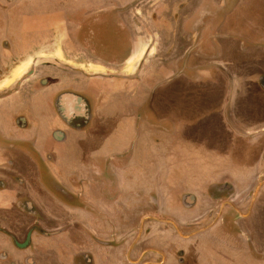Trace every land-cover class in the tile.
I'll use <instances>...</instances> for the list:
<instances>
[{
  "label": "crops",
  "instance_id": "0c3cea01",
  "mask_svg": "<svg viewBox=\"0 0 264 264\" xmlns=\"http://www.w3.org/2000/svg\"><path fill=\"white\" fill-rule=\"evenodd\" d=\"M0 264H264V0H0Z\"/></svg>",
  "mask_w": 264,
  "mask_h": 264
},
{
  "label": "rangeland",
  "instance_id": "374dc122",
  "mask_svg": "<svg viewBox=\"0 0 264 264\" xmlns=\"http://www.w3.org/2000/svg\"><path fill=\"white\" fill-rule=\"evenodd\" d=\"M231 175L234 176L235 173L232 171V172H231ZM206 223H207L206 221H203V222H198V223H195V224H191V225L188 227V229H186V230H192V229L199 228V227L205 225Z\"/></svg>",
  "mask_w": 264,
  "mask_h": 264
}]
</instances>
